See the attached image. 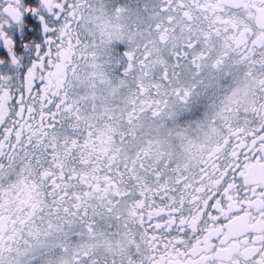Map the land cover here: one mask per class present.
<instances>
[{"label":"snow or ice","instance_id":"1","mask_svg":"<svg viewBox=\"0 0 264 264\" xmlns=\"http://www.w3.org/2000/svg\"><path fill=\"white\" fill-rule=\"evenodd\" d=\"M0 264H264V0H0Z\"/></svg>","mask_w":264,"mask_h":264}]
</instances>
